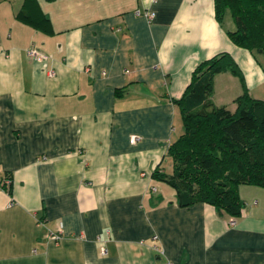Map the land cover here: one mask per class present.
I'll return each instance as SVG.
<instances>
[{
    "label": "crops",
    "instance_id": "0c3cea01",
    "mask_svg": "<svg viewBox=\"0 0 264 264\" xmlns=\"http://www.w3.org/2000/svg\"><path fill=\"white\" fill-rule=\"evenodd\" d=\"M38 1L52 34L23 19L25 0H0V264H264V188L244 187L230 225L154 176L170 173L175 100L201 62L231 53L264 96L231 15L220 23L215 0ZM242 92L216 75L217 105L235 111Z\"/></svg>",
    "mask_w": 264,
    "mask_h": 264
},
{
    "label": "trees",
    "instance_id": "16d2710c",
    "mask_svg": "<svg viewBox=\"0 0 264 264\" xmlns=\"http://www.w3.org/2000/svg\"><path fill=\"white\" fill-rule=\"evenodd\" d=\"M23 19L45 33L54 32L38 0H25ZM216 17L223 23L230 14L236 28L232 41L258 60L264 55V0H215ZM260 63V61L258 60ZM231 72L240 79L243 92L235 111L213 99L215 77ZM180 108L183 130L167 149L172 172L157 168L154 176L170 184L183 206L197 202L213 205L220 214L239 217L244 201L242 185L264 188V99L249 92L244 72L231 53L221 52L201 62L193 71Z\"/></svg>",
    "mask_w": 264,
    "mask_h": 264
},
{
    "label": "rangeland",
    "instance_id": "374dc122",
    "mask_svg": "<svg viewBox=\"0 0 264 264\" xmlns=\"http://www.w3.org/2000/svg\"><path fill=\"white\" fill-rule=\"evenodd\" d=\"M257 57H258V60L261 62V64H262V66L264 67V55L263 54H261V53H259V54H257ZM193 74V73H192ZM219 92H221V88L219 87ZM234 94V93H233ZM259 94H264V86H263V89L261 90V89H259ZM260 98H262V99H264V96H259ZM171 144V143H170ZM169 159H171V158H169ZM160 170H162V169H160ZM170 172H172V170H173V162H172V160H171V167H170ZM247 185H242L241 187V189H240V193L242 194V196H243V194H247V192H246V190L244 189V187H246ZM249 187V186H248ZM207 203V202H206ZM216 209V208H215ZM243 209H244V207H243ZM242 209V210H243ZM243 212V211H242ZM240 217V216H239ZM237 218L238 217H235V216H230V219H229V224L230 225H235V224H231V220L232 219H235V221L237 222ZM59 237V238H58ZM61 235H60V233H51V237H50V240H52V241H54L55 243H58L60 240H61ZM155 238V237H154ZM156 239V238H155ZM155 247V246H154Z\"/></svg>",
    "mask_w": 264,
    "mask_h": 264
},
{
    "label": "built area",
    "instance_id": "2783aa9c",
    "mask_svg": "<svg viewBox=\"0 0 264 264\" xmlns=\"http://www.w3.org/2000/svg\"><path fill=\"white\" fill-rule=\"evenodd\" d=\"M141 12L140 11H137V14H140ZM155 12H145V16L148 18V19H153L154 17H155ZM29 54L31 55V56H33V57H35V58H40V59H46L47 58V55H45V54H43V53H41L38 49H36V48H32V49H30L29 51ZM140 139V137L139 136H133L132 137V142H136V141H138ZM7 182H10V180H7ZM236 223V221H235V219H232L231 220V224H235ZM59 238V237H58ZM155 238H157V237H155ZM156 247V249L158 250V252L159 253H164V251H163V249L162 248H160V247H157V246H155ZM167 264H176L174 261H168V263Z\"/></svg>",
    "mask_w": 264,
    "mask_h": 264
}]
</instances>
